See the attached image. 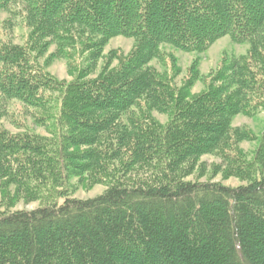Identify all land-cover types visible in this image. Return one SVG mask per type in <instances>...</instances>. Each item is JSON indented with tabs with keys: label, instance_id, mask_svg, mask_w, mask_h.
I'll return each instance as SVG.
<instances>
[{
	"label": "trees",
	"instance_id": "16d2710c",
	"mask_svg": "<svg viewBox=\"0 0 264 264\" xmlns=\"http://www.w3.org/2000/svg\"><path fill=\"white\" fill-rule=\"evenodd\" d=\"M18 7L30 33L0 40V109L21 102L51 135L0 122V179L16 186L0 203V264H264V129L248 160L240 143L254 136L233 125L264 111V0H0ZM227 35L249 53L194 98L195 64L182 89L149 65L165 45L202 53ZM117 36L132 51L89 77ZM85 54L70 83L46 70ZM209 154L246 183L188 179ZM72 178L110 182L82 199ZM19 199L42 204L12 209Z\"/></svg>",
	"mask_w": 264,
	"mask_h": 264
},
{
	"label": "rangeland",
	"instance_id": "374dc122",
	"mask_svg": "<svg viewBox=\"0 0 264 264\" xmlns=\"http://www.w3.org/2000/svg\"><path fill=\"white\" fill-rule=\"evenodd\" d=\"M19 10L20 12L16 16H10L9 13L0 11V40H10L12 43L19 45H24L28 42L30 28L26 24L24 11L22 12L23 9L20 8ZM134 44L135 41L133 38L124 36H117L109 40L104 48L102 57L96 63V70L91 71L89 77L99 75L105 59L109 58L110 55L113 56V65L118 66L120 59L125 58L132 51ZM249 49L250 45L248 42L236 43L227 35L215 41L202 53L185 52L165 45L161 48L160 56L153 59L149 65L157 68L159 74L164 79L172 82L176 88L182 89L189 82L195 64L198 78L186 90L188 98L191 99L200 95L210 87L213 74L223 66L225 61H231L234 57L246 55L249 53ZM52 50H54V47H52ZM70 62L74 65L73 68L66 59H53L46 67V70L58 81L67 84L74 81L81 70L89 64L87 54L76 56ZM0 110L2 113L0 122L5 129L12 133L30 132L44 136L51 135L48 128L35 124L34 115L36 111L25 107L17 100L4 104L3 109ZM153 115L162 123L168 120V116L165 114L154 112ZM233 125L240 129L250 130L254 136V139L244 140L240 143V148L246 154L245 157L250 160L254 155L259 143L258 139H260L264 129V111H261L255 117L237 115L233 120ZM228 164L220 155H204L200 158L194 173L188 179L221 181L231 186L246 183L240 177L228 174ZM77 180L78 178H72L71 182L76 184ZM109 182L96 183L90 188H86L77 183L75 190H73V196L82 199L97 196L107 188V183ZM15 188L16 186L14 184L8 185L5 179H0V203L7 202L14 194ZM40 204L42 202L39 200L29 202L19 199L18 203L12 209H33Z\"/></svg>",
	"mask_w": 264,
	"mask_h": 264
},
{
	"label": "bare ground",
	"instance_id": "6f19581e",
	"mask_svg": "<svg viewBox=\"0 0 264 264\" xmlns=\"http://www.w3.org/2000/svg\"><path fill=\"white\" fill-rule=\"evenodd\" d=\"M43 115V114H42Z\"/></svg>",
	"mask_w": 264,
	"mask_h": 264
}]
</instances>
